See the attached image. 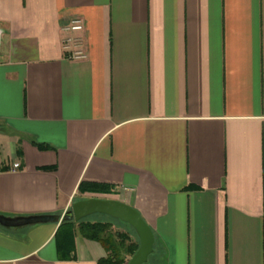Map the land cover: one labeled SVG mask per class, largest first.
Segmentation results:
<instances>
[{
	"label": "crops",
	"instance_id": "0c3cea01",
	"mask_svg": "<svg viewBox=\"0 0 264 264\" xmlns=\"http://www.w3.org/2000/svg\"><path fill=\"white\" fill-rule=\"evenodd\" d=\"M89 198L141 213L146 264H264V0H0V214ZM109 256L75 220L0 226V264Z\"/></svg>",
	"mask_w": 264,
	"mask_h": 264
},
{
	"label": "water",
	"instance_id": "95a60500",
	"mask_svg": "<svg viewBox=\"0 0 264 264\" xmlns=\"http://www.w3.org/2000/svg\"><path fill=\"white\" fill-rule=\"evenodd\" d=\"M93 214H105L130 225L139 238V248L128 264H146L154 251L155 234L134 207L113 199L89 198L76 201L72 208L61 215H29L6 216L0 214V226L6 229H22L29 226L46 223H62L64 221L80 222Z\"/></svg>",
	"mask_w": 264,
	"mask_h": 264
},
{
	"label": "trees",
	"instance_id": "16d2710c",
	"mask_svg": "<svg viewBox=\"0 0 264 264\" xmlns=\"http://www.w3.org/2000/svg\"><path fill=\"white\" fill-rule=\"evenodd\" d=\"M62 225L63 227L67 226L69 228L70 226H74V221H64L62 222ZM109 227L110 224L108 223H85L83 221H80V230L86 237L99 241L106 247L114 246L116 248L118 247L119 249L126 248L127 250H129L130 255L133 256L138 250L139 244L130 242L129 245H126V242L130 241V237L126 233L119 234L121 242L119 244H116L115 241L111 239V237L106 236ZM114 257L116 256L114 255ZM114 257L109 256L107 258H104L99 262V264H121V261L118 259L114 260Z\"/></svg>",
	"mask_w": 264,
	"mask_h": 264
},
{
	"label": "built area",
	"instance_id": "2783aa9c",
	"mask_svg": "<svg viewBox=\"0 0 264 264\" xmlns=\"http://www.w3.org/2000/svg\"><path fill=\"white\" fill-rule=\"evenodd\" d=\"M62 46L66 58L69 60H81L88 58L85 49L83 32L85 31V22L81 17H74L63 27ZM21 167L19 162L13 165L12 170H18Z\"/></svg>",
	"mask_w": 264,
	"mask_h": 264
},
{
	"label": "rangeland",
	"instance_id": "374dc122",
	"mask_svg": "<svg viewBox=\"0 0 264 264\" xmlns=\"http://www.w3.org/2000/svg\"><path fill=\"white\" fill-rule=\"evenodd\" d=\"M85 222H92V221H98L103 223L110 224V227L107 231L106 236L111 237L112 240L115 241L116 244H119L121 242V238L119 234L126 233L130 237V241L126 242V245H129L130 242L139 243V238L136 234V232L133 230V228L130 225H127L117 219H114L108 215L105 214H93L91 216H88L84 218Z\"/></svg>",
	"mask_w": 264,
	"mask_h": 264
}]
</instances>
